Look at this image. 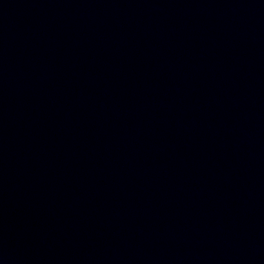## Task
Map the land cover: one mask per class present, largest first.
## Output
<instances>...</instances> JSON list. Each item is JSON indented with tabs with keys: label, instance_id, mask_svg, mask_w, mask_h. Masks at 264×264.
Here are the masks:
<instances>
[{
	"label": "water",
	"instance_id": "water-1",
	"mask_svg": "<svg viewBox=\"0 0 264 264\" xmlns=\"http://www.w3.org/2000/svg\"><path fill=\"white\" fill-rule=\"evenodd\" d=\"M0 264H264V0H0Z\"/></svg>",
	"mask_w": 264,
	"mask_h": 264
}]
</instances>
